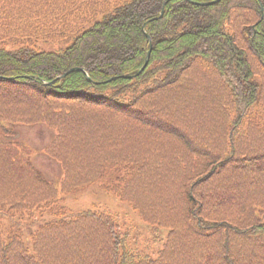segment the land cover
I'll list each match as a JSON object with an SVG mask.
<instances>
[{"label": "trees", "instance_id": "obj_1", "mask_svg": "<svg viewBox=\"0 0 264 264\" xmlns=\"http://www.w3.org/2000/svg\"><path fill=\"white\" fill-rule=\"evenodd\" d=\"M212 1L0 0V138L47 125L62 170L0 142V264H264V0ZM96 184L161 248L55 208Z\"/></svg>", "mask_w": 264, "mask_h": 264}, {"label": "rangeland", "instance_id": "obj_2", "mask_svg": "<svg viewBox=\"0 0 264 264\" xmlns=\"http://www.w3.org/2000/svg\"><path fill=\"white\" fill-rule=\"evenodd\" d=\"M54 136V132L47 125L15 124L8 126V133L0 138V142L20 143L27 146L31 152V164L39 171L42 178L59 186L62 180L61 165L46 153V148ZM57 205L76 213L91 209L112 213L118 223L131 233L132 243L146 254H152L161 248L168 233L167 230L157 231L143 222L127 203L105 191L98 184L89 186L78 194L63 197ZM154 237H158L159 243H153Z\"/></svg>", "mask_w": 264, "mask_h": 264}, {"label": "water", "instance_id": "obj_3", "mask_svg": "<svg viewBox=\"0 0 264 264\" xmlns=\"http://www.w3.org/2000/svg\"><path fill=\"white\" fill-rule=\"evenodd\" d=\"M169 1H170V0H167L166 3H168ZM219 1H221V0H217V1L212 2V3H209V4H204V6L213 5V4L218 3ZM147 37H148L149 41L151 42L150 37H149V36H147ZM150 56H151V50L148 52V56H147V59H146V63H145V65L143 66V68L140 70V72H139L138 75H140V74H141V73L147 68V66H148V64H149ZM75 71H82V72H85L83 69H73V70H71L70 72H68L67 74L63 75L61 78H64V77L68 76L70 73H73V72H75ZM86 75H87V74H86ZM138 75H137V76H138ZM87 76H88V75H87ZM135 77H136V76H135Z\"/></svg>", "mask_w": 264, "mask_h": 264}]
</instances>
